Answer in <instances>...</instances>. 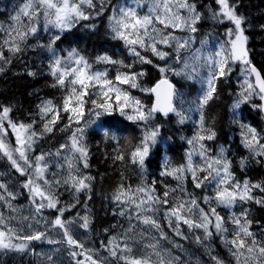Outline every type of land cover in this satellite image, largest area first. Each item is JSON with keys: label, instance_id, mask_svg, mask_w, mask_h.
Returning a JSON list of instances; mask_svg holds the SVG:
<instances>
[{"label": "snow or ice", "instance_id": "1", "mask_svg": "<svg viewBox=\"0 0 264 264\" xmlns=\"http://www.w3.org/2000/svg\"><path fill=\"white\" fill-rule=\"evenodd\" d=\"M203 7L205 11L199 10L194 0H23L10 17L11 23L7 27L0 24V73L11 64L12 57L30 47L29 40L42 27L50 33L48 41L38 46L48 53L51 86L64 92L59 104L52 99L41 100L36 113L39 119L29 122L15 120L12 106L0 105V157L6 158L11 168L24 177L19 187L28 193L31 206L29 215H23L13 203L18 193L10 184L15 181L0 172V209H3L0 210V252L32 253L56 264L54 253L61 249H53L52 254L36 253L31 247L36 241L66 245L72 264H201L198 258L184 259L186 250L169 237L164 227L166 222L167 228L181 240L188 239L182 229L186 225L214 264H225L213 254L210 241L214 236L227 247L235 264H264V226H259L257 221L259 232L253 231L251 209L244 207L250 203L264 207V195L254 194H264V181L253 183L247 178L238 179L224 146L212 154L207 142L215 140L217 131L205 115L209 102L215 98L217 82L228 78L234 65H241L242 81L238 82L239 91L231 105L232 122L239 126L243 149L256 163L264 164V132L240 119L239 111L242 105H250L264 113V76L249 59L247 19L239 13L237 0H211ZM105 13H108L110 39L122 42L131 62L114 59L106 52L91 59L75 47L61 54L57 42L64 33L80 21L95 20ZM209 18L215 24L227 25L223 39L217 38L214 49L208 47L210 36L201 39L197 46L198 25ZM85 27L95 31L97 26ZM152 57L163 63H156ZM98 64L115 66V76H109L108 68L94 70ZM138 64L156 68L160 79L151 87L144 86L141 80L146 72L137 69ZM28 75L36 73L30 71ZM171 76L198 82L200 94L187 101ZM132 90L152 97V102L146 103L133 95ZM256 99L260 103H254ZM115 113L140 129L135 142L132 137L117 135L121 129L111 122L102 121L103 117ZM192 113L198 114V120H192ZM62 114H67V123L59 130L70 131L67 142L60 144L55 153L34 154L39 141L55 130ZM170 115L176 117L177 124L191 121L194 127L191 137H181L189 145L185 163L173 165L165 160L160 176L171 177L177 183L171 186L159 181L164 188L161 193L157 180H147L146 160L161 137L163 124L157 122L158 116L167 120ZM98 121L101 123L97 124ZM89 129L93 134L99 129L106 141L115 143L114 161L124 162L127 158L140 171L139 184L120 183L111 194V202L116 206L112 214L122 217L127 226L119 225L122 231L111 235L105 229L107 240L102 239L99 248L86 247L73 228L75 225L91 232L93 223L88 201L92 199L94 177L82 170L90 167L86 143ZM51 156L58 158L59 171L52 173L50 179ZM197 156L198 162L194 160ZM248 163V157L240 158L241 171ZM189 178L195 188L211 187L212 193L198 199L188 191ZM61 187L72 191L73 203L61 206ZM81 192L86 196L84 214L77 212L72 219H66L65 213L81 203ZM221 208L228 210L227 217L218 211ZM45 210L56 215L49 221ZM32 221L45 225L44 230L33 228ZM24 222H28L26 227L31 231H25ZM55 230H59L56 232L59 238L49 235Z\"/></svg>", "mask_w": 264, "mask_h": 264}, {"label": "trees", "instance_id": "2", "mask_svg": "<svg viewBox=\"0 0 264 264\" xmlns=\"http://www.w3.org/2000/svg\"><path fill=\"white\" fill-rule=\"evenodd\" d=\"M22 2L23 0H0V24L7 27L11 23L10 17L15 14L14 10ZM194 2L197 3L199 10L204 11L203 6L211 3V0H194ZM237 3L239 4V13L243 14L247 19L245 35L248 36L247 48L249 49L250 60L264 76V27H262L264 26V0H237ZM107 15L108 13H105L104 16L98 17L95 20L80 21L70 32L64 33L62 40L57 42V47L61 51V54H65V50L75 47L91 59L106 52L113 56L114 59H125L127 62H131V58L126 56L127 51L122 42L110 39ZM89 24H95L97 26L95 31L89 27H85V25ZM226 26L215 24L211 19L202 20L198 25L199 31L196 33L197 41L203 38L205 34L211 36L210 38H213L212 36L222 35ZM40 36L37 35L35 39H30L28 42L30 47L26 48L24 52L17 56L12 57L11 64L6 65L5 70L0 73V105L12 106V116L17 121L29 122L33 119L38 120L39 117L36 115L37 105L40 104L41 100L52 99L54 103L59 104L64 96V93L58 87L54 88L51 86L53 79L48 74V57L43 55L44 50L38 46L39 43H43L44 41L39 39ZM6 55L10 54L6 53ZM152 59L155 61L154 57ZM155 62L163 63L161 61ZM106 67H110L112 70L115 69V66L112 65L98 64L94 66V70H104ZM30 71L35 72L36 75L29 76L28 72ZM145 72L146 75L142 79L144 86L151 87L160 79V73L151 65L146 66ZM235 74L236 72L232 73L227 80H223L222 78L217 82L215 98L209 102L206 108L205 115L207 122L212 124L217 131L215 140L207 143L212 148L213 155L216 154L219 146H224L228 149V156L232 160L233 165L232 170L238 179L243 180L247 178L253 183L264 181V164L256 163L249 156V153L243 149L240 143L239 126L232 122L233 112L231 105L236 99V93L239 91L236 88L237 80ZM171 80L177 88L186 89L190 94L196 89L195 84L180 77L176 79L172 77ZM137 96L146 103L150 104L152 102V98L143 93ZM253 102L260 103L258 99ZM239 111L240 119L256 127L258 131L264 132L262 113L260 111L253 109L250 105H242ZM118 120L120 118L114 116L107 118L105 121L111 122L121 129L117 135L121 137H132L134 138L133 142H135L140 136V129L132 122ZM157 122L162 123L163 127L157 145L153 148L152 153L146 160L147 180L149 182L153 179L157 180V189L162 193L164 188L159 181H163L171 186H175L177 183L171 177L160 176L164 162L167 159L173 165L185 163V152L188 148L186 140L181 139V137H191L193 125L191 121L184 125H179L176 123V117L173 115H170L167 120L158 116ZM66 123L67 114H62V119L55 126V130L39 141L36 152H53L64 142L69 136L70 131L62 132L59 129ZM37 127H40V125H37ZM128 133L130 135H127ZM86 143L89 147L90 159L88 162L90 167L82 170L85 174L94 177V180L92 181V199L88 201L93 223L91 225V232H84L86 237L89 238L90 244L86 245V247L99 248L100 241L102 239L107 240L104 232L105 229H109L108 235H111L115 232L122 231L119 225L123 224L125 227L127 226V222L122 217L112 214L116 206L111 202V194L120 183L131 184L133 186L139 184L140 171L136 165L128 163L127 158L124 162L114 161L113 156L115 155L114 149L116 145L112 141H106L100 132H96L95 134L89 132ZM121 143H124L123 139ZM241 157L249 158V163L243 171H241L239 166ZM0 172L10 175L15 181L14 184H10V187L18 193L19 198H22L21 200L17 199L15 202L27 201L29 203L28 193L19 187L24 177H20L11 168L6 158L0 157ZM121 174H123V180ZM186 185L188 191L194 193L198 199H202L205 194L210 195L212 193L211 187L207 189L204 187L199 189L195 188L190 178L187 180ZM59 193L61 194V206L74 202L71 190H66L61 187ZM254 194L257 196L264 195L259 192ZM85 200L86 196L81 192V203L71 212H66L65 218L72 219L77 212L83 215V204ZM244 207L251 209L249 218L253 220V231L258 233L259 226H264V207L255 203L246 204ZM239 210L238 207L236 211L238 212ZM218 211L225 217L229 214L226 209L221 208ZM46 213L51 219L56 215L55 212L49 210H46ZM160 216L162 219V212ZM257 221L259 222V226L256 223ZM113 225H117V227L113 228ZM164 227L171 239L182 244L186 252L199 258L202 264H214L205 248L195 242L194 234L188 231L186 225H182V229L188 236L187 240H181L179 237L174 236L171 230L167 228L166 222H164ZM210 244L213 249V254L218 255L225 261V264H235V260L231 257L227 247L222 244L218 236H214ZM165 245L171 247L166 243ZM173 250L174 252L176 251L175 249ZM10 254L13 255V252H10ZM32 257L29 253H23L21 256L13 255L11 257L3 253L0 256V261H2L0 264H37ZM68 257L72 262L69 254Z\"/></svg>", "mask_w": 264, "mask_h": 264}, {"label": "rangeland", "instance_id": "3", "mask_svg": "<svg viewBox=\"0 0 264 264\" xmlns=\"http://www.w3.org/2000/svg\"><path fill=\"white\" fill-rule=\"evenodd\" d=\"M205 11V10H204ZM210 19V18H209ZM227 27V26H226ZM52 32H54L55 30L53 29V30H51ZM177 34H179V35H184L183 33H177ZM37 35H41L40 36V38L39 39H41L42 41H43V43H46L47 41H48V39H49V36H50V33H46V32H44L43 30H42V27H41V31H39L38 32V34ZM206 37H209V35L208 34H205L204 35V37L203 38H200L198 41H197V46H199V41L201 40V39H204V38H206ZM211 37V36H210ZM213 38H210L209 39V45H208V47L210 48V49H214V47H215V45H216V41H217V38H219V39H223V34L222 35H216V36H212ZM31 39H35V37H32ZM34 45V44H33ZM42 49V48H41ZM126 54H127V52H126ZM43 55L44 56H46V57H48V53L47 52H43ZM127 56V55H126ZM128 57V56H127ZM128 58H131V57H128ZM146 66H148V65H139L138 64V68L137 69H143L144 71H146ZM106 68H108L109 69V76L110 77H114L115 76V69H113L112 70V68H110V67H106ZM240 68H241V66L240 65H234V71L232 72V73H235L236 72V80H237V85H236V88H238L239 89V81H242V77L240 76ZM47 69H48V67H47ZM99 70H101V69H99ZM170 75V74H169ZM174 78V79H176V78H178V77H176V76H171V78ZM52 78V77H51ZM143 79V78H142ZM228 78H226V79H223V80H227ZM193 84H195V87H196V89L194 90V92L192 93V94H190L189 92H187L186 91V89H183V88H181V89H179V91L181 92V93H183L184 94V96H185V98H186V100L187 101H191V100H194L199 94H200V88H201V85L198 83V82H193V81H191ZM141 83H142V80H141ZM143 84V83H142ZM58 89L62 92V93H64L63 92V90L62 89H60L59 87H58ZM132 94L133 95H135V96H137L138 94H141V92H139L138 90H132ZM86 107H91V105H87ZM185 108H187V104L185 105ZM228 111H229V109H228ZM197 113H192V120H198L197 118ZM114 116H116V117H118V118H120V120H118V121H121L122 120V122L124 121V122H127V120L124 118V117H121L120 115H119V113H115L113 116H105V117H103L102 118V121H105L107 118H110V117H114ZM197 117V118H196ZM85 119H88V117H87V115L85 116ZM115 122H116V120H114ZM129 122V121H128ZM101 122L100 121H98L97 122V124H100ZM191 124L193 125V123L191 122ZM194 127V126H193ZM93 128H96V126L94 125L93 126ZM89 132H93L92 131V129H89ZM96 132H100L101 133V131L99 130V129H97V131ZM70 134V133H69ZM127 135H130V133H128ZM68 138V137H67ZM67 138L64 140V142H62L61 144H63V143H66L67 142ZM12 141H13V143H14V137L12 138ZM60 146V145H59ZM59 146L52 152V153H55L56 152V150L59 148ZM187 150H186V152L189 150V145L187 144ZM186 152H185V154H186ZM34 154H39V152H36V153H34ZM49 159L52 161V164H51V166H50V168H49V170H48V173H49V178L51 179V174L52 173H55V172H58L59 170L57 169V167H56V162H57V160H58V158L57 157H55V156H51V157H49ZM194 160L195 161H199V157L197 156V157H194ZM60 163H63V160L62 159H60ZM17 199H19V200H21L22 198H17ZM17 207H19L20 209H21V211H22V214L23 215H29V213H30V211H31V206H30V204L27 202V201H23V202H13ZM0 210H3V209H0ZM5 212H6V215L8 214L7 213V211L6 210H4ZM44 215L46 216V217H48V219H49V221L51 220V217L46 213V210H45V212H44ZM13 223H15V221L13 222ZM25 223V231L27 232V231H31V229H28L27 227H26V224L28 223V222H24ZM32 224H33V228H36V229H39V230H41V231H43L44 230V228H45V225H43V224H36L34 221H32L31 222ZM73 228H74V233L77 235V237L79 238V239H81L82 241H84L85 242V246L86 245H90L89 244V238H87L86 237V235H85V232H84V230L83 229H80V228H78V227H76L75 225L73 226ZM59 230H55V231H53V232H49V235L50 236H52V237H54V238H59V237H57L56 236V232H58ZM34 243H32V245H31V247H33L34 249H35V251H36V253H45V254H52V250L53 249H55V248H59V249H61V251L60 252H57V253H54V261L56 262V264H72V262H71V259L69 260V257H68V248H67V246L66 245H63V244H61V245H49V244H47L46 242H36V241H33ZM166 246V245H165ZM167 247V246H166ZM173 252H174V250H173ZM3 253L4 254H6V255H8V257H11V256H13V255H19V256H21L23 253H17V252H13V255H11L10 254V252H0V256L1 255H3ZM230 254V253H229ZM29 255L30 256H33L32 258H33V260H34V262H36L37 264H50V262L49 261H47V259H46V257L45 258H41L40 256H38V255H35V254H32V253H29ZM232 257V256H231ZM192 258H196L193 254H191V253H188V252H186V254H184V259L185 260H189V259H192ZM233 258V257H232ZM199 259V258H198ZM2 261H0V263H1ZM201 264H202V261H201Z\"/></svg>", "mask_w": 264, "mask_h": 264}, {"label": "water", "instance_id": "4", "mask_svg": "<svg viewBox=\"0 0 264 264\" xmlns=\"http://www.w3.org/2000/svg\"><path fill=\"white\" fill-rule=\"evenodd\" d=\"M249 59H250V57H249ZM257 68V67H256ZM258 71H259V69H258ZM262 75V74H261ZM253 80H254V77H253ZM262 116H263V124H264V113H262Z\"/></svg>", "mask_w": 264, "mask_h": 264}]
</instances>
